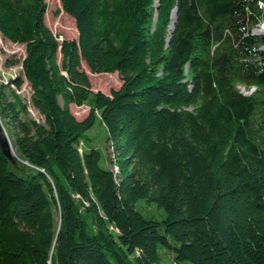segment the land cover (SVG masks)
Segmentation results:
<instances>
[{
    "label": "trees",
    "instance_id": "obj_1",
    "mask_svg": "<svg viewBox=\"0 0 264 264\" xmlns=\"http://www.w3.org/2000/svg\"><path fill=\"white\" fill-rule=\"evenodd\" d=\"M61 4L78 38L46 0H0V34L25 45L0 126L28 162L0 145V264H264V0ZM83 63L121 86L94 91Z\"/></svg>",
    "mask_w": 264,
    "mask_h": 264
},
{
    "label": "rangeland",
    "instance_id": "obj_2",
    "mask_svg": "<svg viewBox=\"0 0 264 264\" xmlns=\"http://www.w3.org/2000/svg\"><path fill=\"white\" fill-rule=\"evenodd\" d=\"M48 8L45 15V20L50 29L59 36V40L62 38H78V30L75 24V20L68 13H66L61 4V0H46ZM254 31L264 32V23L254 28ZM0 81H6L10 77L21 75L22 66L20 62L13 65H5L7 58L15 59L20 61L25 55V45L21 43H15L8 39H5L0 34ZM61 60V54H59ZM83 68L88 72L91 79L92 89L94 91L102 90L106 93H110L112 89H117L121 86L122 81L117 72L114 73H93L90 71L86 63H83ZM19 92L24 95L28 100L30 99L31 89L27 82L22 86ZM72 112L78 119L84 118L89 112V105L84 104L77 106L75 104L70 105ZM31 115L36 119L43 121L44 117L40 112L33 106L30 107ZM88 140L97 145L103 152L102 164L106 165L107 155L110 152L109 143L106 141V130L102 123L97 120L94 125L87 131ZM17 159L21 160L25 164H28L26 160H23L15 155ZM19 167V166H18ZM75 198L80 203V209L85 211L89 202L78 193H73ZM144 210L147 213L154 210L152 205H143ZM160 217V216H158Z\"/></svg>",
    "mask_w": 264,
    "mask_h": 264
},
{
    "label": "water",
    "instance_id": "obj_3",
    "mask_svg": "<svg viewBox=\"0 0 264 264\" xmlns=\"http://www.w3.org/2000/svg\"><path fill=\"white\" fill-rule=\"evenodd\" d=\"M173 23H174V18H173V21L171 24L172 26H173ZM0 129H1V132H0L1 148L4 152V154L6 155V157H8V159H10L13 163H15L16 162V158H15L16 153H15L14 148L12 146L11 140H10L9 136L7 135L6 131L3 128H1V126H0Z\"/></svg>",
    "mask_w": 264,
    "mask_h": 264
},
{
    "label": "clouds",
    "instance_id": "obj_4",
    "mask_svg": "<svg viewBox=\"0 0 264 264\" xmlns=\"http://www.w3.org/2000/svg\"><path fill=\"white\" fill-rule=\"evenodd\" d=\"M254 88H255V86H254Z\"/></svg>",
    "mask_w": 264,
    "mask_h": 264
}]
</instances>
